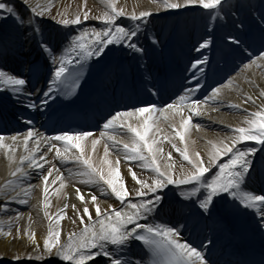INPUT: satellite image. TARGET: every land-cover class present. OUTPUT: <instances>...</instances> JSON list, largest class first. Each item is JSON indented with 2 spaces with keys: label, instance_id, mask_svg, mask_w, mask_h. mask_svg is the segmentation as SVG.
I'll use <instances>...</instances> for the list:
<instances>
[{
  "label": "snow or ice",
  "instance_id": "6c2138e0",
  "mask_svg": "<svg viewBox=\"0 0 264 264\" xmlns=\"http://www.w3.org/2000/svg\"><path fill=\"white\" fill-rule=\"evenodd\" d=\"M152 2L157 5V11L163 9L205 12L209 18V33L222 27L219 22L226 21L231 16L234 18L232 23L235 32L226 34V46L231 51L247 55L250 63L246 68L264 67V46L255 53V59H251L254 53L250 51L252 45L246 39L248 26L237 15L229 0ZM21 5L27 15L18 9L14 0H0V21L11 20L26 40L35 43L43 64L30 63L23 71L0 67V93L22 112L28 113L27 116H18L19 121L28 127L26 133L11 136L10 143H5V137L0 135V149L6 150L8 160L15 165L10 172V176L15 179L8 180L4 185L6 197L9 196L10 189L15 192L16 197H24L19 199V203H28L27 198L32 194L33 186L24 188L16 182L28 175L25 165L29 169H40L47 173L43 175L42 180V206L45 209L44 216L50 223L43 240V252L39 251L40 245L33 231L27 229L21 232L19 227L16 228L18 236H27L28 241L35 246L37 260L48 259V264H56L57 261L60 264H146L147 257V264H211L205 254V249L213 243L211 239L207 244L201 242L196 246L183 237L177 225L164 219L170 199L181 203L187 201L201 216L210 217L219 209L251 210L250 214L256 217V229L264 235V103L258 105L256 111H245L242 124L231 127L229 133L222 138L208 141L210 148L206 156L199 151L190 156L187 145L181 150L171 139L164 137V141L172 143V147L190 167L187 170L181 167L177 173L176 166L167 163L162 169L158 160L164 158V149L159 145L164 141L157 140L155 135L160 131L158 116H163L164 119L179 117V127L172 123L171 128L175 137L184 143L193 116L203 115L204 106L209 102L218 103L222 89L226 87H213L203 100L194 98L203 87L197 72L203 73L201 66L208 63V57L201 53V56L191 63V69L194 70L192 78L197 86L187 87L166 107H158L154 101H147L132 105L125 111H115L103 123L104 131L99 133V138L87 130L72 132L62 129L59 134L44 135L35 128V119L40 115L49 118L54 115L56 109L53 104L56 97L77 95V90L82 87V80L90 70L89 61L96 65L102 64L107 53L114 51L110 45H119L134 53H145L144 47L138 41L142 25L146 28L147 18L153 13L147 10L139 13L127 12L124 7H117V0H104L105 11L91 17L101 21L99 28L84 29L76 35L58 38L49 34L43 27L45 18L55 20L65 28L80 25L90 19L86 0L81 12L73 17H69L66 12H58L56 16H52L55 5L51 2L31 5L29 0H21ZM121 17H127V22H119ZM254 19L264 40V0H260ZM153 43L158 41L153 38ZM212 43L213 38L208 35L195 50L200 52L209 48ZM5 55L6 52H0V57ZM40 80L44 83L38 87ZM232 83L233 81L229 80L228 86ZM147 92L152 96H159L155 84L147 88ZM257 99L264 101V90L259 92ZM250 102L254 104L255 100L251 95H247L244 103ZM229 106L240 109V105ZM185 110L188 112L187 116L184 115ZM193 127L199 128V125ZM120 129H126L130 135L129 142L117 141L116 137L110 134ZM105 137L107 141L113 142V146L122 143L125 158L140 162L142 169L149 170L154 175L143 179L130 168L129 173L134 185L128 188L121 176L119 157L115 166L108 159L107 142L104 145L101 164L94 165L90 152L94 153L101 139ZM247 141L254 143L246 144ZM256 145L261 147L258 149ZM20 147L23 148V153L17 157L16 153ZM48 153H54L55 158L63 161L72 159L80 164L82 167L76 173L80 177V183L93 187L99 193H90L86 200L81 190L76 189L83 207L77 209L76 205L71 206L75 214L72 223H78L80 230L69 232L64 242L61 241L60 224L66 218L64 210L69 205L64 204L63 209L53 214H50L48 209L51 207L50 185H56L59 181V189L53 194L58 193L65 187V178L48 158ZM68 153H72V156L69 157ZM166 159L171 161L172 152L166 154ZM45 163L48 164L47 169ZM54 171L56 176L52 178ZM257 174L262 181L259 189L255 186ZM181 186L191 187L185 189ZM101 197H113L120 207H102L99 202ZM90 208L94 209V216ZM0 233H3V228H0ZM3 234L12 236L11 231ZM137 243L144 251L143 256H135L133 250ZM31 258L30 256L29 259Z\"/></svg>",
  "mask_w": 264,
  "mask_h": 264
},
{
  "label": "bare ground",
  "instance_id": "6f19581e",
  "mask_svg": "<svg viewBox=\"0 0 264 264\" xmlns=\"http://www.w3.org/2000/svg\"><path fill=\"white\" fill-rule=\"evenodd\" d=\"M234 1L235 0H229V3L232 5ZM14 2L18 6V9L27 15L25 9L21 5V0H14ZM49 2L55 5L52 11V16H56L58 12H66L69 17H73L78 12H81V8L82 5H84L85 0H29L31 5H35L36 3L46 4ZM242 5L243 3L239 4L235 10L237 11V15L244 20L248 26L249 31L246 33V39L252 45L251 48L258 50L264 46V40L261 38L259 29L256 26V21H253L252 19V21H250V16L253 17V12L256 13L259 10L260 0H246L243 7ZM248 6H251V8ZM117 7H124L127 12L136 11L139 13V11L147 10L152 11L153 13L152 16L147 18L146 28L142 25L138 41V43L145 49V53L140 55L142 56V63L146 64V61L148 60L147 68L142 67V64H136L133 69L136 70L139 68L140 71L138 72V75L142 78V80L150 82L151 80L158 79L160 81V97L162 101H170L174 99V97H176L174 94L178 96L180 89L185 90L187 87H196V81L192 78V72L194 70L189 67L187 69L188 74H185L184 68L190 62L191 55L188 53L193 42L201 38L205 39L208 35H211L213 38V33L208 32L209 18L206 13L194 10H184L182 14H180L181 10L166 11L160 9L157 11V5L154 4L152 0H117ZM86 10H90V19L83 21L80 25H70L65 28L64 26L57 24L55 20L45 18L43 21V27L49 34L55 35L58 38L76 35L84 29L94 27L99 28L101 26V21L92 19L91 17L100 15L103 11H105L104 0H86ZM201 15H205V19H200ZM233 19L234 18L229 16L226 21H220L223 26L220 27L221 37L218 42L219 50H214V40L207 49H202L200 52L193 49L194 52L192 53V56L196 55V60L201 56V53L208 57V63L201 66L203 67L204 72H197V76L200 77V83L203 87L195 94L194 98L200 97L201 100H203L209 89L215 85L218 79H224V77L232 70L235 65V58L247 57L246 54L241 55L240 53L233 51L235 58L231 59L232 57H228V59L233 60L232 62L227 61L225 65L218 64V66H214L213 60L222 57V49H228L226 54L232 55L230 54L231 50L226 46V34L229 32H235L232 23ZM119 22H127V17L119 18ZM173 22L174 26L171 33L166 37L167 43L160 46V40H162L161 37L162 35H165L163 34L164 25L166 23L170 25ZM249 23L250 25H248ZM5 25L6 28H11L13 36H7L6 32L2 30L0 32L5 33L3 37L0 36V52H6L5 56L0 57V67H5L6 69L15 71H23L27 68L23 66L25 63L24 61H29L28 65L30 63L42 65L43 60L40 51L36 44L32 41L25 40L24 43H19L21 44V48H17L18 50H16V52H11V49L14 48L17 42L11 44L9 41L16 39L17 35L20 36L17 37V39L25 37H23L24 35L20 30L13 26L11 20H8ZM176 32L178 33L177 45L179 42L181 43L182 39H184L185 42L186 40L188 42L186 44H182V46L185 47L183 53H180L181 49L177 45L175 46V49L172 47L173 38ZM249 32L250 34H248ZM166 33H168V31ZM146 34L148 36L147 39ZM153 38L158 41V43L154 44ZM149 45L154 47L155 56L150 54ZM109 47L114 49L116 54L113 60L109 62V69L102 76V81L105 84L109 82L111 83L112 74H109L111 68H115L120 65V60L123 58L126 59L127 64L132 65V63L135 62L134 58L136 56V53L127 48H121L119 45H110ZM112 52H108L107 54H112ZM32 54L34 55L33 58H31ZM226 59L227 58H224V60ZM146 77L148 78L147 80L145 79ZM229 80H232L233 83L231 86H228V82L225 84L226 87L222 89L220 101L216 104L209 102L208 105L204 106L205 110L203 115L193 116L192 123L189 125V131L185 134L184 143H181L179 138L175 137L171 128L172 123H175V125L179 127V117L164 119L163 116H158L160 131L155 134L156 139L164 141V137H168L171 139L172 143H175L181 150H183L185 145H187L190 156L196 151H199L202 155L206 156V153L210 148L208 141H215L222 138L225 134L229 133L231 127L241 125L245 118V112H238L235 114L233 111H236L237 109L231 108L229 105H240V109L238 111L245 110L247 112H252L258 110V105L264 103L261 99H257L259 92L264 90V67L258 68L253 66L252 68H246L244 66L243 70H240L238 75ZM43 83L44 81L40 80V83L37 86H42ZM208 94H210V92ZM247 95H251L253 97L255 100L254 104L251 102L247 104L244 103V99ZM127 104L132 106L137 103L133 99L123 97L121 102V111L126 110L125 105ZM166 106L163 104L162 107ZM20 114H23L24 116L28 115L27 112H22L18 106H14L10 100L4 97V94L0 93V115H2L8 123L6 126L7 130L0 133V135L5 137V143H10L9 138L11 136L17 135L18 133H26L28 130V127L19 121L18 116ZM184 115H188L187 110H185ZM12 118L19 121V125L17 127L13 126ZM36 119L37 123H35L34 126L44 135L59 134V132L46 134L44 130L40 129V116ZM103 123L104 122L101 120L99 127L91 131L96 138H99V133L104 131L102 127ZM194 125H199V128L193 127ZM110 134L114 135L117 141L129 142L130 135L127 134L126 129H120L115 132H111ZM106 142L109 145L108 159L111 160L113 162V166H115V161L119 157L121 176L128 188H131L134 185V181L129 173L130 168L137 173L138 177L143 179H149L154 175L149 170L142 169L140 162L127 160L124 156L122 143L113 146V142L107 141L106 137L101 139V142L97 145L94 153L90 152L94 165L99 166L101 164L104 154V145ZM172 143L164 141L159 145L164 149V158L159 159L158 162L161 164L162 169L167 163H173L176 166L177 173L181 167L187 170L190 166L186 161H183L180 153L172 147ZM245 143L253 144L254 142L247 141ZM256 147L259 149L261 146L256 145ZM168 152H172L171 161L166 159V154ZM22 153L23 148L20 147L16 153L17 157H19ZM67 155L71 157L72 153H68ZM48 158L55 165V168L59 169L65 178V187L60 189L58 193L53 194L56 189H59V181H57L56 185H50L49 199L51 201V207L48 209L49 213L53 214L59 209H63L64 204L69 205V207L64 210L67 214L66 218L62 220L60 224V228L62 229L61 241L64 242L69 232H78L80 230V225L78 223H72V220L75 218V214L71 206L76 205L77 209H82L83 207L77 197L76 189L79 188L81 190V193L85 195L86 200L89 198L90 193L97 192V190L91 186L80 183V177L76 173L82 166L74 160L69 159L68 161H63L60 158H55L54 153H48ZM224 159L226 160L227 158ZM14 167L15 165L11 164L7 158L6 150L0 149V228H3V233H7L8 231L12 232V236L0 233V241L6 238L1 244L4 246L6 245V254H8V257L12 256L13 258H10L11 260L8 261V264H22L17 263V259H15L17 257H19L18 260L20 261L43 262L44 264H48V259L37 260L35 258L37 255L34 251L35 246L28 241L27 236H18L16 232L17 227L21 229V232L27 229L33 231L36 235V241L40 245L39 251L43 252V240L47 235V229L50 223L44 216L45 209H43L42 206V180L43 175H46L47 173L40 169H29L25 165L28 175L21 177L16 182L24 188L32 185L33 190L32 194L27 198L28 203L21 204L19 203V199L24 197H16L15 192H12L10 189L8 190L10 193L9 196L6 197L4 195V185L6 182L10 179H15L10 176V172ZM47 168L48 164L45 163V169ZM105 168H107L106 165ZM55 176L56 172L54 171L52 178ZM52 178H50V180ZM261 182V178L259 174H257V181L255 185L257 189L261 186ZM181 187L187 189L191 186ZM18 190L19 189H17V191ZM97 195H99L98 192ZM99 202L102 207H108V205H112L117 208L120 207L119 203L115 201L113 197H101ZM90 212H92L94 216L93 208H90ZM16 217H19V219H16ZM29 217H31V221H29ZM164 219L177 225L181 229L183 237L190 240L196 246H199L201 242L207 244V241L211 239L213 243L209 244L207 249H205L206 258L211 262V264H231L227 255L228 249L226 248L227 244H229L231 240H229L228 237L225 238V233L221 231L226 228V224L221 216V209L217 210L212 216H206L204 218L198 213L196 208L190 205L187 201L181 203L176 199H170L167 202ZM253 220L255 226L256 217H253ZM85 223H87L86 217ZM203 223H207V226L204 227ZM210 229L211 231L209 232ZM255 230L264 244V235H262L256 227ZM11 239L18 243V245L15 243L13 244L16 248L15 253L10 252L11 250L8 248V243L4 244L6 241H10ZM133 251L135 256H143V253L138 245L135 246ZM30 256L32 257L31 259H29ZM145 262L147 264L146 260ZM56 264H60V262L57 261Z\"/></svg>",
  "mask_w": 264,
  "mask_h": 264
},
{
  "label": "rangeland",
  "instance_id": "374dc122",
  "mask_svg": "<svg viewBox=\"0 0 264 264\" xmlns=\"http://www.w3.org/2000/svg\"><path fill=\"white\" fill-rule=\"evenodd\" d=\"M245 1L246 0H235L234 1V3H232V7L234 8V9H236L237 8V6L239 5V4H242L243 3V5H244V3H245ZM243 5H242V7H243ZM248 7H250L251 8V6H248ZM254 13V15H253V17H251L250 16V21H255V19H253L254 17H255V15H256V13L255 12H253ZM200 19H205V15H201L200 16ZM252 19V20H251ZM4 21H0V28L2 27L1 26V24L3 23ZM173 24H174V22L172 23V25L170 24V26H169V24H167L168 25V30L169 31H171L172 30V27H173ZM250 24V23H249ZM248 24V25H249ZM4 25V24H3ZM170 35V32L169 33H167V35L166 36H169ZM203 39L204 38H201V39H199L198 41H194L193 42V44L191 45V48H190V50H189V53L188 54H192L193 52H194V50L193 49H196L197 47H198V45L203 41ZM261 49V48H260ZM260 49H258L257 51H254L253 49H250V51H253V53H254V55L252 56V58L251 59H255V53H258L259 51H260ZM226 50L224 51V53L222 54V57L224 56H226ZM230 53H232V52H230ZM228 56H230V55H228ZM196 55H193V57H191V63H193L195 60H196ZM233 61V60H232ZM231 61V62H232ZM28 61H26L23 65L24 66H27L28 65ZM221 63V60H219V61H216V65L217 64H220ZM234 63H235V65H234V67L232 68V70L224 77V79H219L216 83H215V85L213 86V87H217V86H221V85H225L228 81H229V79H231L232 77H234V76H236V75H238V73H239V71L240 70H243V67L244 66H246L247 64H249L250 63V60H249V58L248 57H238V58H236L235 60H234ZM223 64V63H222ZM190 66H191V64H190ZM213 87H211L210 89H209V91H208V93L211 91V89L213 88ZM184 91V90H183ZM183 91L182 92H180L178 95H180V94H182L183 93ZM207 93V94H208ZM178 96H176L174 99H172V100H170L168 103H172L173 101H175V99L177 98ZM199 99H201L200 97H199ZM167 103V104H168ZM166 104V105H167ZM238 112H241V113H243V112H245V110L243 111V110H240V111H238V110H236V111H233V113H235V114H237ZM6 231H7V229H6ZM2 236H4V235H2ZM6 238H4L3 240H5ZM2 240V241H3ZM2 241H0V244L2 243ZM20 241H22V240H20ZM5 242V241H4ZM6 243H8V248L11 250L10 252H12V253H15V246H13V244L15 243V244H17L18 245V243H16V242H14V240L13 239H11L10 241H6L4 244H6ZM6 250H7V248H6V245L4 246V245H0V264H8V261L9 260H11V259H13L12 258V256H9L8 257V254H6ZM11 258V259H10ZM16 259V258H15ZM17 263H22V264H44L43 262H29V261H20V260H18L17 259Z\"/></svg>",
  "mask_w": 264,
  "mask_h": 264
}]
</instances>
